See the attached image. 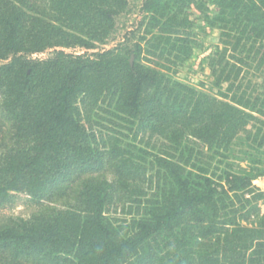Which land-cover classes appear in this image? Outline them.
<instances>
[{"label":"trees","instance_id":"obj_1","mask_svg":"<svg viewBox=\"0 0 264 264\" xmlns=\"http://www.w3.org/2000/svg\"><path fill=\"white\" fill-rule=\"evenodd\" d=\"M126 11L0 0V210L34 206L0 213V264H264V0H143L137 40L71 50ZM197 21L209 89L175 76Z\"/></svg>","mask_w":264,"mask_h":264},{"label":"rangeland","instance_id":"obj_2","mask_svg":"<svg viewBox=\"0 0 264 264\" xmlns=\"http://www.w3.org/2000/svg\"><path fill=\"white\" fill-rule=\"evenodd\" d=\"M142 3L143 0H128V11L118 17L115 24L116 29L105 44H99L95 49L88 51L83 48H74L71 50L75 53L86 52L87 54H92V52H95L99 49L112 48L123 42L130 43L137 40L139 36L138 34L141 33V30H143L139 27V22L143 17L141 12ZM195 13L197 14V12ZM197 24L198 25L195 27V30L198 32L197 40L201 45L194 48V52L189 60H187L183 65L177 67L175 76L181 80L193 84L194 86H199L202 89H209L211 86L212 77L210 76V69L205 58L211 52H213V50H215L217 45H221L219 43V33L218 31L209 27H206L203 31L201 26L204 24V22L202 21H197ZM51 54L52 49H49L45 52L34 54L33 57L45 58ZM261 189L264 190V182ZM256 203L261 212H264V196L257 200ZM240 205V202L237 201L234 203L233 209L240 208ZM247 208L248 206L241 210L239 209L237 212H235V216L238 218L241 224L250 226L251 223L247 222L241 217V214L245 213ZM33 209L34 206L26 200L24 195L20 194L11 206L1 209L0 213L3 215L27 216L31 211H33ZM113 216L115 218H119V223H121V221L124 219L129 220L131 217V215L126 214L125 211H122L121 208H118L117 211L114 212Z\"/></svg>","mask_w":264,"mask_h":264}]
</instances>
